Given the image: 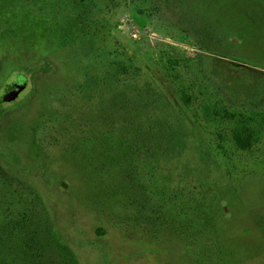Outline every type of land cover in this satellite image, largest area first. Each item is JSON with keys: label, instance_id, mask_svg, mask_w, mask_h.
<instances>
[{"label": "rangeland", "instance_id": "obj_1", "mask_svg": "<svg viewBox=\"0 0 264 264\" xmlns=\"http://www.w3.org/2000/svg\"><path fill=\"white\" fill-rule=\"evenodd\" d=\"M0 264H264V0H0Z\"/></svg>", "mask_w": 264, "mask_h": 264}, {"label": "water", "instance_id": "obj_2", "mask_svg": "<svg viewBox=\"0 0 264 264\" xmlns=\"http://www.w3.org/2000/svg\"><path fill=\"white\" fill-rule=\"evenodd\" d=\"M27 78L24 75H21L19 81L9 88V92L6 95L8 100L15 98L26 85Z\"/></svg>", "mask_w": 264, "mask_h": 264}, {"label": "trees", "instance_id": "obj_3", "mask_svg": "<svg viewBox=\"0 0 264 264\" xmlns=\"http://www.w3.org/2000/svg\"><path fill=\"white\" fill-rule=\"evenodd\" d=\"M235 139H236L238 145H240L244 149H248L249 148L250 142H248L246 139H244L239 133L235 134Z\"/></svg>", "mask_w": 264, "mask_h": 264}]
</instances>
